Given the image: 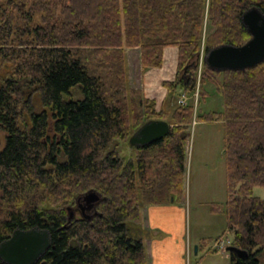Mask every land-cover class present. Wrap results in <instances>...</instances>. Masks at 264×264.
I'll list each match as a JSON object with an SVG mask.
<instances>
[{"label":"trees","instance_id":"trees-1","mask_svg":"<svg viewBox=\"0 0 264 264\" xmlns=\"http://www.w3.org/2000/svg\"><path fill=\"white\" fill-rule=\"evenodd\" d=\"M50 2L39 0L31 15H21L24 28L14 22L17 6L0 4V51L22 37L33 46L19 56L14 77L0 81V126L7 133L0 150V244L17 229L38 227L50 231L52 247L36 264H152L133 229L141 223V203L185 200L194 122L220 121L229 229L233 245L249 253H231V264H261L264 200L253 189L264 187V63L245 72H216L204 61L200 70V64L212 48L244 45L250 35L242 15L253 6L264 11V0H62L60 21H53L57 3ZM34 13H45L37 27L30 25ZM168 46L179 48L176 80L164 82L166 98L177 102L171 113L157 111L129 79L130 53H138L142 82L144 73L162 67ZM19 78L38 90L41 110L18 87ZM199 83L202 98L207 84L217 88L224 112L201 114L193 103H179ZM77 86L83 98L66 99ZM151 120L170 121L168 136L132 147V135ZM90 191L101 196L92 214L70 219Z\"/></svg>","mask_w":264,"mask_h":264},{"label":"rangeland","instance_id":"rangeland-1","mask_svg":"<svg viewBox=\"0 0 264 264\" xmlns=\"http://www.w3.org/2000/svg\"><path fill=\"white\" fill-rule=\"evenodd\" d=\"M37 1L39 0H0V4L7 7L8 3L12 2L13 6H17V10L14 9V22L24 28L26 24L28 25V22L24 21L21 15H31L32 8L35 5L37 9ZM41 1H45V3L56 1L57 4L53 11V21H60L62 18V0ZM43 14L45 13L33 14V22L30 24L31 27H37L41 23ZM26 39L27 37H22L17 38V41L12 40V42H9L0 51V81L1 79L13 78L14 72L21 69L19 56H25L24 53L26 51V55L32 53L33 46H27L21 42ZM167 48L165 57V50ZM129 56V65L131 68V72L129 71L130 85L144 93V90L139 84L141 83L140 70L135 63L138 61V53L133 51ZM22 58L24 59V57ZM23 64L25 65L26 63ZM164 64L167 68L171 69L170 79L168 80H176L179 65L178 47L168 46L164 49L163 65L161 68H163ZM202 64L203 60H201L200 70L202 69ZM14 79L16 80V78ZM218 79L222 80L223 76H219ZM18 80L20 81L17 84L18 87L23 89L26 97L31 96L36 108L41 110L38 90L30 86H25L23 81L25 78H19ZM201 86L199 83L197 92L191 96L185 95L183 99L198 107V111L201 114L224 112L225 100L217 88L212 84H207L205 87L208 95L202 98L199 95V88ZM65 98L74 100L82 99L83 92L81 86L73 88L71 94H65ZM176 106L177 102H172L169 97L165 99L163 104V108L170 113L174 111ZM160 110L157 111L160 112ZM6 137L7 133L0 126V150L5 146ZM189 138L184 200V207L186 209L184 240L187 246L185 258L187 264H230L229 252L226 250L213 251L212 248L214 241L220 237L228 236L231 240L235 238L234 232L229 229L227 217L230 181L226 154V128L224 123L220 121L199 120V122L193 125ZM120 149L122 154L126 153V150H123L121 147ZM253 195L264 200V187H254ZM148 206L144 202L141 203V223H133L134 232L143 237L145 242L152 238V233L149 232L147 226L146 214ZM157 233L159 234L157 237L161 238V231ZM196 247H198L197 255ZM260 259L261 264H264V255H261Z\"/></svg>","mask_w":264,"mask_h":264},{"label":"water","instance_id":"water-1","mask_svg":"<svg viewBox=\"0 0 264 264\" xmlns=\"http://www.w3.org/2000/svg\"><path fill=\"white\" fill-rule=\"evenodd\" d=\"M250 39L242 46L220 45L204 54V63L216 72H245L264 63V11L257 6L250 7L242 15ZM171 131V125L164 120H151L140 127L130 138L132 147H142L163 140ZM88 209H93L101 196L90 191L82 198ZM79 199V200H80ZM173 201V200H172ZM74 217L71 212L70 219ZM52 247V234L38 227L17 229L12 236L0 244V259L6 264H36ZM198 247H196V253ZM230 253L248 257L249 253L235 246L227 248Z\"/></svg>","mask_w":264,"mask_h":264},{"label":"crops","instance_id":"crops-1","mask_svg":"<svg viewBox=\"0 0 264 264\" xmlns=\"http://www.w3.org/2000/svg\"><path fill=\"white\" fill-rule=\"evenodd\" d=\"M167 50L168 48L165 50V57ZM165 60L167 63V58ZM168 69L170 68H167L165 64L163 68L151 69L144 73L142 82L139 83L145 96L155 101L157 110L163 108L167 97L164 82L171 81L168 80L171 69ZM184 203L185 201L182 203L172 202L147 207V226L153 235L151 234L152 238L145 243L152 264H187L185 258L187 246L184 240L186 221ZM160 231L161 238L157 237L159 235L157 232ZM229 257L231 264V253H229Z\"/></svg>","mask_w":264,"mask_h":264},{"label":"built area","instance_id":"built-area-1","mask_svg":"<svg viewBox=\"0 0 264 264\" xmlns=\"http://www.w3.org/2000/svg\"><path fill=\"white\" fill-rule=\"evenodd\" d=\"M180 103L181 104H185L186 103V101H185V99H181L180 100ZM229 245H232V241H231V239H229L227 236H225V237H220L219 239H217V240H215L214 241V244H213V246H212V248L214 249V250H223V251H225L226 250V248L229 246Z\"/></svg>","mask_w":264,"mask_h":264},{"label":"flooded vegetation","instance_id":"flooded-vegetation-1","mask_svg":"<svg viewBox=\"0 0 264 264\" xmlns=\"http://www.w3.org/2000/svg\"><path fill=\"white\" fill-rule=\"evenodd\" d=\"M93 209H88L85 205V201L83 199H80L77 201V205L73 207L72 213L74 214V217L76 216L85 217L87 216V213L92 214V212L94 211Z\"/></svg>","mask_w":264,"mask_h":264},{"label":"bare ground","instance_id":"bare-ground-1","mask_svg":"<svg viewBox=\"0 0 264 264\" xmlns=\"http://www.w3.org/2000/svg\"><path fill=\"white\" fill-rule=\"evenodd\" d=\"M240 11V10H239Z\"/></svg>","mask_w":264,"mask_h":264}]
</instances>
